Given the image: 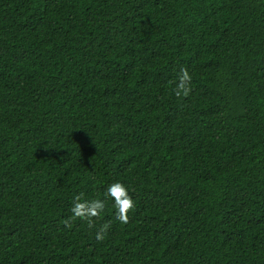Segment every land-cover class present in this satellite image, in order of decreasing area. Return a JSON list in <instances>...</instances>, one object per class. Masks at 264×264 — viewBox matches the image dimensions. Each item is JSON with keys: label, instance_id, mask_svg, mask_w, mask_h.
<instances>
[{"label": "trees", "instance_id": "trees-1", "mask_svg": "<svg viewBox=\"0 0 264 264\" xmlns=\"http://www.w3.org/2000/svg\"><path fill=\"white\" fill-rule=\"evenodd\" d=\"M0 264H264V0H0Z\"/></svg>", "mask_w": 264, "mask_h": 264}, {"label": "clouds", "instance_id": "clouds-1", "mask_svg": "<svg viewBox=\"0 0 264 264\" xmlns=\"http://www.w3.org/2000/svg\"><path fill=\"white\" fill-rule=\"evenodd\" d=\"M192 76L185 67L180 68L174 88V94L180 97H188L192 91ZM105 198H110L114 202L115 219L121 224L129 223V213L136 207L135 201L129 194L127 186L122 182L111 183L104 193ZM105 209V200L103 199H85L84 193L81 192L73 197L71 213L72 215L63 221L66 227H71L74 220L86 222L91 229L95 227V220L100 217ZM111 227V222L103 223L95 234V239L102 242Z\"/></svg>", "mask_w": 264, "mask_h": 264}]
</instances>
